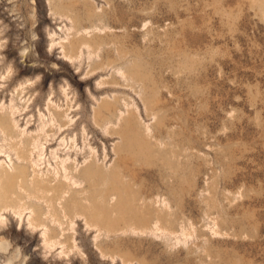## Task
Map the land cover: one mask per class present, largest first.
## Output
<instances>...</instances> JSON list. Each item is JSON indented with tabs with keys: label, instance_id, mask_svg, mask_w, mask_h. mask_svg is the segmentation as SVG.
Wrapping results in <instances>:
<instances>
[{
	"label": "rangeland",
	"instance_id": "374dc122",
	"mask_svg": "<svg viewBox=\"0 0 264 264\" xmlns=\"http://www.w3.org/2000/svg\"><path fill=\"white\" fill-rule=\"evenodd\" d=\"M69 106L40 171L82 129L96 156L46 197L17 157ZM8 114L0 264H264V0H0Z\"/></svg>",
	"mask_w": 264,
	"mask_h": 264
},
{
	"label": "bare ground",
	"instance_id": "6f19581e",
	"mask_svg": "<svg viewBox=\"0 0 264 264\" xmlns=\"http://www.w3.org/2000/svg\"><path fill=\"white\" fill-rule=\"evenodd\" d=\"M82 45V44H81ZM87 45V44H86ZM80 49V48H79ZM70 52V51H69ZM68 55V54H67ZM78 55V54H77ZM26 69V68H25ZM19 72H22V71H25L24 69H20L18 70ZM11 80H13V77L11 78ZM19 86V89L17 90V92H23V89L25 87H23V84L20 82V84H18ZM59 94H62L63 96L65 97H68L67 96V93H66V90L64 87L61 86V92ZM39 97H41V95H39L36 99H38ZM64 97V98H65ZM12 101V99H11ZM69 105V104H68ZM70 108V106L68 108H66L65 110H60L58 109L57 107H55L54 109H52V112L50 111V109L48 110L49 111V114H50V119L49 120H46V121H41V124L38 128V132L35 134V135H31V136H26L24 139H23V144L28 141V146L27 148H25L24 150H26V155L25 156H20L18 155L17 159H29V161L31 162V164L34 166L33 168V171L36 172L35 174V178L33 180H31L30 183H33V186L34 188H37V189H40V191L42 192L43 191V194L45 192V194L47 193L46 197L50 194L48 192H51V191H54L56 189V186L53 185L52 181H58V182H61L63 183L67 189L69 190V188H74V187H79L82 185V183L85 181L81 176H80V172L78 170H75L76 169V166H74L73 163H75V159L77 157V155H79L80 153L82 154L83 149H85V147L87 146L89 148V151L88 153L90 152L91 155H92V152L95 154H93V156L95 157L96 156V151L93 149V147L91 145H89L91 143V140L92 139H89L87 137V135L85 136L84 134V129L81 130L80 132V136L77 137V134L74 133L73 136L69 137V142L68 140L66 139V137H62L60 138L59 142H58V145H57V148H51L50 149V154H51V157L53 159H55V165L52 166V169L51 171H49V169L47 168L46 171H40V160H42V155L44 154V151L45 149H47V145H49L50 141L53 140L55 138V135L57 134L58 131H60L63 126H67V124L69 123V121L71 120H65L64 122H62L61 124L57 123V116H61V117H64L65 115H67V110ZM14 110H12L11 112V115L14 114ZM1 116V115H0ZM9 116V114H8ZM6 116V122H7V119H8V124H4L2 122V119L0 118V128H1V132L7 136L11 135V132L13 131L12 130V127L13 125L11 124L10 122V116L8 117ZM94 118V117H93ZM62 120V119H61ZM57 123V130H54L52 129V125ZM10 124V125H9ZM96 124V123H95ZM106 124V123H105ZM49 128L51 129H48L49 131L51 130L52 134H48V130L47 129V126H49ZM98 125V124H97ZM56 127V125H53ZM105 126V125H104ZM62 127V128H61ZM46 128V129H45ZM84 131V132H83ZM66 132V131H65ZM72 132V131H71ZM109 133V132H108ZM107 133V134H108ZM64 134V133H63ZM62 135V134H61ZM60 137V136H59ZM26 139V140H25ZM79 143H81L82 145H79ZM87 148V149H88ZM35 152V156L34 158H30L31 154ZM87 152V151H85ZM84 155V153H83ZM82 155V156H83ZM88 155V154H87ZM90 155V157H91ZM72 156H74L72 158ZM86 156V154H85ZM85 156H83V163L87 165V163L89 162V158H86ZM92 156V157H93ZM104 157H107V155H105ZM91 159V158H90ZM105 159V158H104ZM73 160V163H68L69 161H72ZM40 161V162H39ZM94 161V159L92 160ZM95 162V161H94ZM50 165V163H48ZM91 164V162L88 163V165ZM37 168V169H36ZM75 170V171H74ZM78 171V172H77ZM34 172V173H35ZM1 177V176H0ZM91 179V178H90ZM27 183V182H26ZM44 183V184H42ZM41 184V185H40ZM29 185V184H28ZM43 185V186H42ZM24 187V186H23ZM83 188V187H82ZM86 189V188H85ZM36 190V189H35ZM68 190H66V188L63 190H61L62 192L59 194L60 197L59 198H62L63 197V194L65 192H68ZM76 190V189H75ZM80 190V189H79ZM39 191V192H40ZM37 192H35L36 194ZM32 194V193H31ZM42 194V193H41ZM66 194V193H65ZM29 195V194H28ZM28 195H26L27 197H29ZM34 196V194H33ZM36 196V195H35ZM39 198V196H37ZM36 197V199H37ZM45 196H41L42 200L45 202L47 201ZM64 198V197H63ZM69 198V197H68ZM83 198V197H82ZM22 199V198H21ZM25 199V198H24ZM35 199V198H34ZM40 199V198H39ZM66 199V198H65ZM86 199V198H85ZM30 200V199H29ZM41 200V199H40ZM55 200V199H54ZM61 200V199H59ZM111 200V199H110ZM20 201V200H19ZM18 201V203H19ZM39 201V200H38ZM140 201V200H139ZM8 202V201H7ZM50 202V201H49ZM18 203H5V205H3V209L4 208H7V207H10V209L14 210L15 212L18 213V215L20 214L19 212L22 211L21 209H31V213L34 212V209L32 208V206H23L24 204L22 205H19ZM22 203V202H21ZM20 203V204H21ZM51 203V202H50ZM4 204V203H3ZM26 204V203H25ZM53 205V203H52ZM47 208V207H46ZM54 209V208H53ZM24 211V210H23ZM53 213V212H52ZM77 213V212H76ZM113 213V212H112ZM33 214V213H32ZM31 215V214H30ZM81 216V215H80ZM42 217V216H41ZM66 217V216H64ZM40 219V218H39ZM41 220V219H40ZM58 220V219H57ZM29 221V220H28ZM36 222H39L38 220ZM70 224V223H69ZM31 225V224H30ZM37 225V224H36ZM46 224L45 223H38V226H45ZM60 225V223H59ZM87 226V225H86ZM35 228V227H34ZM44 230V229H43ZM49 230V229H48ZM102 230V229H101ZM143 230V229H142ZM127 231V230H126ZM48 239V238H47ZM46 241V240H45ZM50 242V241H49ZM46 244V242H45ZM52 244V242H51ZM48 245V244H47Z\"/></svg>",
	"mask_w": 264,
	"mask_h": 264
}]
</instances>
